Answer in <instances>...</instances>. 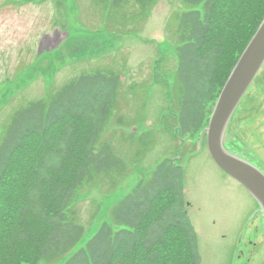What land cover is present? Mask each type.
Returning a JSON list of instances; mask_svg holds the SVG:
<instances>
[{"label": "trees", "instance_id": "16d2710c", "mask_svg": "<svg viewBox=\"0 0 264 264\" xmlns=\"http://www.w3.org/2000/svg\"><path fill=\"white\" fill-rule=\"evenodd\" d=\"M134 1L145 13L157 0ZM181 5L173 13L176 119L179 134L195 135L206 127L211 104L263 19L264 0H181ZM119 78L111 71L80 74L15 113L0 141V264H56L84 235L75 194L101 174L124 171L123 160L101 138ZM146 135L138 141L145 144ZM129 136L136 140L135 133ZM110 216L112 223L104 221L62 264H200L183 167L173 159H163L140 178Z\"/></svg>", "mask_w": 264, "mask_h": 264}, {"label": "rangeland", "instance_id": "374dc122", "mask_svg": "<svg viewBox=\"0 0 264 264\" xmlns=\"http://www.w3.org/2000/svg\"><path fill=\"white\" fill-rule=\"evenodd\" d=\"M182 8L181 0H157L145 13L134 0L120 6L112 0H0V141L20 108L46 98L67 80L96 70L120 77L101 138L123 160L124 171L101 174L77 191L75 206L85 232L56 264L84 246L104 221L111 224L112 207L165 158L183 167L184 199L200 264H229L241 229L247 228L246 238L259 223V204L214 163L204 133L179 134L173 13ZM261 76L240 101L224 138L237 151L232 152L254 165L264 158L259 137L263 133L264 138V92L251 98V90L260 92ZM119 116L124 120L120 125ZM145 132L142 144L138 137Z\"/></svg>", "mask_w": 264, "mask_h": 264}, {"label": "water", "instance_id": "95a60500", "mask_svg": "<svg viewBox=\"0 0 264 264\" xmlns=\"http://www.w3.org/2000/svg\"><path fill=\"white\" fill-rule=\"evenodd\" d=\"M263 62L264 17L230 70L203 132L214 163L250 193L264 217V173L224 146L228 123Z\"/></svg>", "mask_w": 264, "mask_h": 264}, {"label": "flooded vegetation", "instance_id": "af4514ba", "mask_svg": "<svg viewBox=\"0 0 264 264\" xmlns=\"http://www.w3.org/2000/svg\"><path fill=\"white\" fill-rule=\"evenodd\" d=\"M260 72H262V76L260 79L262 80V83L259 82L261 85L260 92L254 94L255 92L254 89L251 90V93L253 94L251 98L253 97L258 98L264 92V63L260 68L259 73ZM261 122H262L261 124H264V119ZM259 137L261 138V146H263L264 145L263 133H260ZM263 151H264V146H263ZM234 152L237 151L235 150ZM255 166L258 167L264 173V158L261 157L259 161L257 160ZM259 212H260L259 223L256 226H254L252 235H249L245 238L244 236L246 235L245 231L247 228L241 229V234L236 240V243L233 245L232 251L229 252L228 255L229 264H234V262L237 264H252L253 259H255L254 263L256 264H264V217L261 210Z\"/></svg>", "mask_w": 264, "mask_h": 264}]
</instances>
